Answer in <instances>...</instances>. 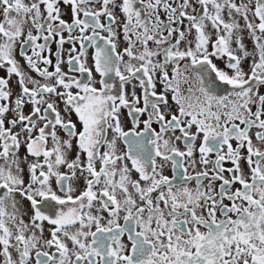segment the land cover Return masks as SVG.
<instances>
[{
    "label": "snow or ice",
    "instance_id": "1",
    "mask_svg": "<svg viewBox=\"0 0 264 264\" xmlns=\"http://www.w3.org/2000/svg\"><path fill=\"white\" fill-rule=\"evenodd\" d=\"M0 264H264V0H0Z\"/></svg>",
    "mask_w": 264,
    "mask_h": 264
},
{
    "label": "flooded vegetation",
    "instance_id": "2",
    "mask_svg": "<svg viewBox=\"0 0 264 264\" xmlns=\"http://www.w3.org/2000/svg\"><path fill=\"white\" fill-rule=\"evenodd\" d=\"M65 47L67 48V47H68V45H65ZM53 48H55V45H53Z\"/></svg>",
    "mask_w": 264,
    "mask_h": 264
}]
</instances>
